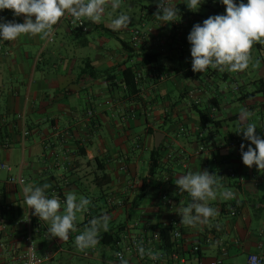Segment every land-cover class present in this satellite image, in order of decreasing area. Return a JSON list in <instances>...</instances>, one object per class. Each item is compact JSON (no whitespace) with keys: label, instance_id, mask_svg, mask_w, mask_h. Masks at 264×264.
<instances>
[{"label":"crops","instance_id":"0c3cea01","mask_svg":"<svg viewBox=\"0 0 264 264\" xmlns=\"http://www.w3.org/2000/svg\"><path fill=\"white\" fill-rule=\"evenodd\" d=\"M167 2L178 9L170 24L154 16L156 0L140 4L138 14L125 13L132 22L114 31L111 20L119 9L136 7L121 0L114 15L109 6L100 23L85 21L87 33L70 31L62 19L46 39L0 38V162L11 168L0 171V264H20L27 237L47 264H120L118 252L128 264H154L148 255L130 252V241L139 239L146 250L164 256L154 237L162 228L171 234L173 222L182 242L171 236L172 254L180 260L161 264H247L250 254L264 261V171L243 164L239 145L247 151L250 141L236 132L239 113L247 109L264 139V46L253 47L245 71L194 73L187 37L194 24L225 14V6L204 0L193 12L185 0ZM147 7L154 11L147 13ZM0 17L24 22L11 10ZM134 30L144 33L138 46L131 42ZM126 69L134 75V94L123 83ZM154 152L159 168L148 177ZM224 162L234 179L218 175ZM200 170L216 174L235 199L210 201L219 215L207 225L186 227L179 210L191 198L174 180ZM18 176L22 185L8 181ZM44 183L51 185L47 195L62 204L68 192L91 201L67 241L51 237L49 225L25 204L23 188ZM103 214L111 219L99 244L79 251L75 237Z\"/></svg>","mask_w":264,"mask_h":264},{"label":"clouds","instance_id":"9594fccd","mask_svg":"<svg viewBox=\"0 0 264 264\" xmlns=\"http://www.w3.org/2000/svg\"><path fill=\"white\" fill-rule=\"evenodd\" d=\"M204 0H185L188 9L198 12ZM225 6V14L212 15L202 24L193 25L187 40L191 44L192 71L204 73L209 68L220 72L237 73L245 71L252 62V49L256 44L264 46V0H247V3H235L234 0H220ZM158 10L154 14L162 24L176 22L178 9L169 5L167 0H157ZM119 9L121 0H0V12L11 10L15 17L23 16L24 22L4 21L0 17V38L4 41H15L21 36L50 37L65 16H71L74 24L82 25L85 21L100 23L108 7ZM34 17V19H33ZM132 17L121 12L111 20L114 31L127 28ZM253 113L241 109L238 121V134L250 141L247 151L240 145L242 162L259 172L264 171V139L256 134L257 124L252 121ZM254 145L255 147H252ZM180 192H186L191 202L181 207L180 223L186 227L207 225L219 215V210L210 206V201L218 197L223 200L235 199V193L220 182V178L207 170L192 172L178 176L174 180ZM49 183L42 186L28 184L23 188L24 201L28 209L40 221L46 222L51 237L67 241L70 233L77 231L78 214L87 213L91 201L75 192L65 194L63 204L59 197H49ZM111 217L103 214L90 220L89 225L75 237L76 248L83 252L95 248L99 244L101 229L107 231ZM217 227H219L217 225ZM141 257L148 255L158 259V255L146 250L143 243L137 244ZM120 264H128V260L120 254Z\"/></svg>","mask_w":264,"mask_h":264},{"label":"built area","instance_id":"2783aa9c","mask_svg":"<svg viewBox=\"0 0 264 264\" xmlns=\"http://www.w3.org/2000/svg\"><path fill=\"white\" fill-rule=\"evenodd\" d=\"M155 10L156 11L158 10V6L155 8ZM63 20L67 24L68 29L72 32L75 30H78L79 32H82V33L88 32V28L85 26L84 23L82 25L74 24L71 16H65L63 18ZM143 39H144V33L143 32H141L139 30L133 31L132 41H131L133 46H138L143 41ZM51 40L52 39L50 38V41ZM0 171L10 172L11 168L8 165L0 162ZM218 175L221 177L227 176L230 179H234L236 176L235 173L233 172V170L230 169L228 166H226L225 162H224L222 169L218 172ZM8 181L10 183H16L19 185H22V183L24 182V180L19 176L18 177H10L8 179ZM232 215H234V213ZM177 226H178L177 222H173V224H172L173 230H172L171 236L175 242H182V235H181L180 231L178 230ZM154 239L159 241V234H157L154 237ZM25 242L27 245V250L19 257L20 264H47L48 263V261H49L48 258H42L36 254L30 237H27L25 239ZM138 243H140L139 239H136V238L132 239L130 241L129 246H128V250L132 253L133 252L137 253L138 252V248H137ZM190 250L192 253H197L199 251V247L197 245H192ZM118 253H120L123 256V254L121 252H118ZM116 254H115V258L118 262H120V257H118ZM163 259H166L169 262H174V261L180 260V258L177 254H172L169 256L159 255L158 259H152V261L154 262V264H161V261ZM194 264H225V263L221 259H215V260L210 261L208 263H203V262L197 261ZM247 264H264V261H263V258L257 254H250L247 257Z\"/></svg>","mask_w":264,"mask_h":264},{"label":"trees","instance_id":"16d2710c","mask_svg":"<svg viewBox=\"0 0 264 264\" xmlns=\"http://www.w3.org/2000/svg\"><path fill=\"white\" fill-rule=\"evenodd\" d=\"M146 10H147V13H152L154 11L151 7H147ZM122 76H123V83L126 89L129 90L131 94H134L137 90L135 86L134 75L131 72V69H126L125 71H123ZM200 120L202 124H205L207 121L205 118V115L202 112H200ZM156 154L157 152H154V154H152L151 156V163H150V168L148 171V177L153 176L155 172L157 171V169L159 168L158 159L155 157ZM158 234H159L160 245L162 247L164 255L169 256L170 254H172V251L174 248V243L171 240L170 229L162 228L159 230ZM104 238L106 239L107 237L104 236ZM109 244L112 246V248H114L116 245V242L114 240L112 241V243H109Z\"/></svg>","mask_w":264,"mask_h":264},{"label":"rangeland","instance_id":"374dc122","mask_svg":"<svg viewBox=\"0 0 264 264\" xmlns=\"http://www.w3.org/2000/svg\"><path fill=\"white\" fill-rule=\"evenodd\" d=\"M130 3L134 2V4H136V7L132 8V7H125V10L123 9H119L120 12H123V13H128V14H131V13H136L138 14L139 12V5L142 4V5H152L154 3H156V0H129ZM111 13H113L114 15V10L111 8ZM106 18H108V16L106 15Z\"/></svg>","mask_w":264,"mask_h":264}]
</instances>
